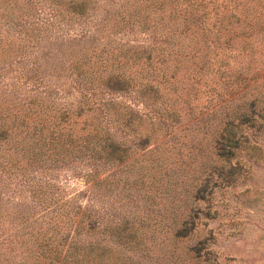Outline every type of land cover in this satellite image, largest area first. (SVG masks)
Returning a JSON list of instances; mask_svg holds the SVG:
<instances>
[{"label": "trees", "instance_id": "obj_1", "mask_svg": "<svg viewBox=\"0 0 264 264\" xmlns=\"http://www.w3.org/2000/svg\"><path fill=\"white\" fill-rule=\"evenodd\" d=\"M262 136L264 0H0V264H220L179 242Z\"/></svg>", "mask_w": 264, "mask_h": 264}, {"label": "rangeland", "instance_id": "obj_2", "mask_svg": "<svg viewBox=\"0 0 264 264\" xmlns=\"http://www.w3.org/2000/svg\"><path fill=\"white\" fill-rule=\"evenodd\" d=\"M258 58L259 56L257 60ZM196 140L197 136L193 137L191 142L196 143ZM260 141L261 150H257L261 155L259 163L237 167L235 179L225 177L227 172L224 167L222 175L215 172L208 180L203 181L205 189L192 203L195 213L194 228L179 242L184 244L180 247H188L201 240L205 249L208 248L216 254L220 264H264V136ZM185 152L183 158L189 159ZM197 160L189 165L173 162L167 168L173 171L171 178L177 180V189L182 188L185 181L188 187L193 188L189 185L192 183L191 179L184 177L191 176L190 173L199 167ZM170 182L174 186L173 181ZM60 183L69 193L85 185L84 180L78 177L63 179ZM155 199L159 206L166 200L161 193L155 195ZM170 208L168 207V210ZM175 208L176 206L172 209ZM165 214H168L167 210ZM164 227L170 228L168 225ZM157 234L158 241L165 240L161 243L163 248L156 244L152 246L154 253L159 255L167 244L166 254L170 260L175 259L178 252L170 254L172 245L167 239H170V230L165 232L158 229ZM201 257L197 264H211L210 261L204 260V256ZM176 259L179 261V257Z\"/></svg>", "mask_w": 264, "mask_h": 264}]
</instances>
